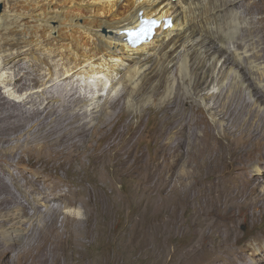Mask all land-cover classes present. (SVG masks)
I'll return each instance as SVG.
<instances>
[{
    "label": "bare ground",
    "instance_id": "obj_1",
    "mask_svg": "<svg viewBox=\"0 0 264 264\" xmlns=\"http://www.w3.org/2000/svg\"><path fill=\"white\" fill-rule=\"evenodd\" d=\"M202 2L204 1L176 0V3H174L171 0H47L46 5H39L31 15L11 11L4 19L0 20V32L3 35V39H0V41H3L0 43V194L3 196V199L0 197V213L1 215L9 214V221H11V226H9L10 222H1L0 220V230L5 228L17 232L20 227L24 226V219L28 216L30 219L29 207L24 204L25 202L23 203L18 199L19 197L14 194L15 191L12 189L13 186L12 188L10 186L12 184L19 187L22 181L25 184L31 182V194L41 198L40 200L43 202L35 208V211L39 216L48 217L39 231L40 237L38 240L40 245L47 246V250L43 252L44 256L40 259L43 263L47 264V261H49V264L83 262L87 258L85 259L82 256L85 252V246L82 243L91 240L92 244L99 246L101 242H110L112 238L109 223L106 221L105 224L102 217L103 213L110 211L113 200L115 202L119 201V196L117 197V194H114L113 200H111L112 203H109L107 199L104 204L102 201L105 198L102 196L103 194H95L94 190L97 187L109 185L117 175L111 176L107 171L105 172L106 168L109 169L107 160L110 158V152L108 153L107 148L110 145L104 147V144H100L93 147L90 144V120L85 121V116H91L92 119L97 120L93 127L96 133L103 135L104 139L110 138L109 128L111 125L120 128L125 124L124 121H118L121 101L128 97L142 102L151 99V96H161V88L165 84V79L168 80L171 77H168L170 65L174 61L175 55L180 51L184 52L183 67H181L184 70H181L190 71L191 77H195L194 91L198 93L204 85L210 82L208 78H205L202 84L199 83L197 80L198 71L206 61L209 60L210 62V60L217 58L215 55L223 49L228 39L233 40L235 49H233V56L237 61H241L242 56H246L248 60L250 58H253V60L260 58L257 57L255 50L248 57L249 51L243 48V39L253 38L255 30L260 26L261 19L258 22L251 20L249 26H244L241 19L248 16L252 18L263 12L264 0H209V4H203ZM240 4L242 5L241 13L243 14L238 17L233 8L240 6ZM230 11L231 13L228 14V19H226L227 12ZM167 17L174 20L172 28L165 29L163 23L157 30L153 40L147 39L138 47L128 44L127 30L136 29L144 19L157 18L162 20ZM30 20H32L34 27L44 32V36H41L43 33L33 35L32 32V35H29L22 42L15 40L10 35L11 31L13 30L14 33L17 29H25ZM53 30L58 33V36L51 39L50 31ZM237 34L239 36L234 39ZM262 35L263 40L258 39L257 41L262 46L261 50H264V27H262ZM254 38L258 37L255 36ZM46 46L55 50H47ZM212 50L214 52L210 54ZM240 50H242V53H240ZM55 55L61 57L62 64L55 60ZM29 58H33L34 61L28 60ZM234 63L237 64V62ZM173 71L176 73V70ZM103 72L119 79L116 82V78H113L111 88L103 98L102 104H100L107 105V111H104L103 106L100 107L101 109L98 108V112L106 113L103 114L102 118V114L94 115L93 110L90 112L80 106L81 102L84 103L89 98L88 95L84 94L77 97L79 87H84L93 94L101 91L102 81L91 84L85 80L82 83L79 81L80 79L77 81L76 76L86 74V76L89 75L88 78H92L93 75L97 76ZM4 73L7 74L6 77L4 76L5 78L2 77ZM263 73L264 69H261V74ZM76 83L79 84L76 85ZM169 83H167V86ZM171 83L173 87L174 81ZM119 84L123 86L121 91L116 88V85ZM169 86L171 85L169 84ZM8 88L20 94L22 99L21 97L20 100L12 99L10 92L8 93ZM175 90L174 92L173 88L169 87L165 89L164 93L166 92L167 96L163 103H175L177 107L185 106L187 98L184 97L179 88H175ZM101 97L99 96V98ZM27 106L29 107L28 110H19ZM11 107L16 109L10 111ZM190 107L194 112L200 113V108L196 109L197 106L194 104H191ZM82 116L85 117V120ZM230 116L232 115L230 114ZM106 141L108 142V140ZM28 152L31 156V166L34 168L32 169L33 177L22 172L16 173L18 175L12 173L10 166L18 165L17 163H20ZM142 155L141 152L139 157ZM18 157H20L19 160ZM111 157L117 159L118 155L111 154ZM86 160L89 161L88 165L85 162ZM75 167L87 168L91 171L96 170V174L92 178L89 177L95 181V189L89 190V185L86 186L83 182L84 179L81 181V185L78 184L80 188H77L74 194L81 198L87 196L85 197L87 199L85 202L82 200L73 202L70 198L72 190L70 191L69 188L65 190L67 182L59 181L56 183L55 179L56 184H53L50 189L55 194V198L51 201L48 198L47 191L45 192L44 189L39 187L40 179L45 181L52 178L61 179L63 178L60 176L62 170H75ZM7 173L11 176V184L7 182ZM70 188H73V186ZM221 192L223 193V191ZM16 193L18 194V192ZM249 196L248 201L243 204L239 216L232 217L226 222H220L216 229L208 233L200 232L197 241L198 249L204 245L206 251L211 253L213 248L215 250L232 242V248L235 249L230 248L229 257L237 254L238 256L234 255L237 257V264H251L253 262V264H264V261L258 257L253 256L250 259L246 256L248 252L247 245L246 248L240 249L241 252L236 250V247L242 244L244 240L243 237L238 236V223L244 222L255 225L258 213L264 212V203H260L258 198L254 199L255 201L251 200L254 198L253 194H249ZM58 201L65 202L68 208L73 207L78 211L80 210L78 207L83 208L84 217L71 216L65 222H60L59 216L62 213V208L59 204L52 205L51 203H58ZM248 203L249 205H246ZM254 205L256 206L252 208ZM43 207L46 208L45 211H41ZM12 210H16L18 213H13ZM112 210H114V214L119 213L121 215L120 219L128 218L129 216L126 215L132 212L129 211L125 214V210L121 212L115 207ZM111 214L110 217H115ZM32 221L36 220L27 223L30 224ZM6 223H8V228H6ZM34 223H32L33 227ZM74 225H78L81 231H74L77 230V227L72 230ZM115 228L113 230L117 234L118 231ZM67 229L70 230L69 234H67ZM123 229L126 233L125 236L131 238V234L134 233V226L126 225ZM28 233L26 232V234ZM1 234L3 235V233ZM7 235L9 234L0 237V264H12V261L14 262L16 259L18 262L24 261L25 263L31 249L19 253L15 258L13 244H6V238L8 242L11 238ZM114 244V246L112 245L111 254L109 253L113 257L121 253V239L119 236ZM101 250L103 249L101 248ZM262 254H264V250L259 253L260 256ZM88 256H91L93 264H103L108 258V256L98 254V251H93ZM217 260H220V258H217ZM40 261L33 264H40ZM229 261L231 260L228 259L227 262ZM227 262L223 263L228 264ZM87 263L90 264L91 262ZM204 264L206 263L204 262Z\"/></svg>",
    "mask_w": 264,
    "mask_h": 264
},
{
    "label": "rangeland",
    "instance_id": "obj_2",
    "mask_svg": "<svg viewBox=\"0 0 264 264\" xmlns=\"http://www.w3.org/2000/svg\"><path fill=\"white\" fill-rule=\"evenodd\" d=\"M171 1L176 3V0ZM202 1H204L202 2L203 4H209V0ZM46 4L47 0H0V20L4 19L11 11L31 15L39 5ZM241 6L240 4V6L233 8L235 10L234 13L238 17L243 14L241 13ZM230 13L231 11L227 12L226 19H228V14ZM251 20L260 21V26L255 30L253 38L243 39V48L249 51L248 57L255 50L257 57H260L259 59L253 60V58H250L248 60L246 56H242L243 59L237 61L233 56V51L235 50L233 40L228 39L223 49L215 55L217 58L210 60V62L209 60L206 61L204 66L198 71L197 80L199 83L202 84L205 78L210 81L198 93L194 91L193 83L195 82V77H191L190 71H183L184 68H181L183 67L184 52L180 51L175 55L174 61L170 65L169 72L171 74L168 72V77H171H167L168 80L165 79V84L161 88V96H151V99L149 98L142 102L129 99L128 97L121 101L118 121H124L125 124L120 128H115L113 125L109 126L111 131H109L110 138L104 139L103 135L93 130L97 120L92 119L91 116H85V120V117L82 116L85 121L90 120V144L93 147L100 144H104V147L110 145L107 148L108 153L110 152V158L107 160L109 169L106 168L105 172L107 171L111 176L117 175L113 179L114 181L109 183V185L95 189V181L89 177L92 178L96 174V170L91 171L87 168L75 167V170H62L60 176L63 178L61 179L52 178L48 181L40 179L38 183L41 189H44L45 192L47 191L46 193L51 201L55 198V194L50 190L51 186L59 181H65L67 182L65 190H68V188L70 191L72 190L70 198H72L73 202L80 200L85 202L87 199L85 197L87 196L81 198L74 194L75 190L80 188L79 185L84 179L86 182L85 180L83 182L86 186L89 185V190L95 189V194H103L102 196L105 197L102 200L103 203H106L107 199L109 203H112L111 200H113L114 194H117V197L119 196V201L115 202L113 200L109 213H103L102 217L104 223L106 224L107 221L109 229H111L112 238L110 242H101L98 246L92 244L91 240L85 241V243H82L85 246V252L82 256L88 260L86 259L76 264H89L87 262L93 264L91 256H88L93 251H98V254L108 256L107 261L104 262L105 264H204V262L206 264H224L228 259L231 260L227 262L228 264H237L238 260L235 257L238 256L237 254L229 257L232 242L224 244L221 247L222 249L216 248L214 250L213 248V252L208 253L204 245L203 249L197 248V241L201 231L208 233L216 229L220 222H226L232 217L239 216L241 208L244 206L243 204L250 197L249 194L254 196L251 200L255 201L258 198L260 203H264V73L261 74V69H264V50H261L262 46L257 41L258 39L263 40L264 11L252 18L248 16L241 19L244 26H249ZM28 22L25 29H17L18 32L14 33L12 30L10 35L19 42L27 39L29 35H32V32L33 35L43 33L41 36H44V32L33 26L32 20ZM50 35L51 39H54L58 36V33L53 30L50 31ZM238 36L239 34L234 36V39ZM255 36L258 38L255 39ZM0 39H3L1 32ZM1 41L0 43L3 42ZM46 49L50 50L51 47L46 46ZM241 51L240 53H242ZM213 52L214 50L210 54H213ZM60 59V56L55 55V60L62 64ZM28 60L34 61L33 58ZM234 62H237V64L235 65ZM173 70H176L177 75ZM227 74L229 76L226 77ZM4 76L6 77L7 74L4 73L2 77L5 78ZM97 76L93 75L92 78H88L89 75L86 76V74L76 76L78 78L77 81L80 79L79 81L82 83L85 80L91 84H97L102 81L103 85L101 91H97L94 94L84 87H79L77 97L84 94L88 95L89 98L84 103L81 102L80 106L90 112L93 110L94 115L102 114L103 118V114L106 113L98 112V108L103 106L100 104H102L103 98L108 93L107 91L110 90L115 76H111V74L106 72L99 73ZM115 78V81L118 82L119 78ZM171 79L173 80L171 81ZM173 81L174 86L172 87L171 82ZM167 83L171 86L169 84L167 86ZM78 84L76 83V85ZM168 87L173 88L174 92L176 91L175 88H179L184 97L187 98V104L177 107L175 103H163L167 96L164 91ZM116 88L120 91L123 90V86L120 84L116 85ZM9 92L12 99L20 100V94L13 92L11 89L8 90ZM99 96L102 97L99 98ZM191 104L197 106L198 108L195 107L196 109L200 108V113L194 112L190 107ZM88 108L90 109L88 110ZM103 108H105L104 111H107V105L103 106ZM15 109V107H11L9 110L14 111ZM28 109L29 107L27 106L19 110L25 111ZM113 130L115 131L112 132ZM84 145L86 146V144ZM141 152L143 155L139 157ZM111 154H117L118 158H112ZM30 157L29 152L26 153L24 159L17 163L18 165L10 166L11 172L14 174L22 172L33 177L32 169L34 168L31 166ZM19 159L20 157H18ZM85 162L87 165L89 164V161L86 160ZM9 176V173H7L6 179L11 184V176ZM53 181L54 183H52ZM73 182H76L75 184L77 185ZM30 183L25 184L22 181L19 187L12 184L10 186L11 188L13 186L12 189L15 191L14 194L19 197L18 199L23 201V203L25 202L24 204L29 207L30 219L28 216L24 219L25 221L23 220L25 224L17 231L18 234L16 230L12 231L5 228L0 230V237L4 234L11 236V238L8 237L10 239L9 242L6 238V244H13L15 258H17L19 253L31 249L25 263L24 261L18 262L16 259V261H12V264H33L40 261L44 256L43 252L47 250V246L40 245L38 240L40 237L39 231L46 223L48 217L39 216L35 211V208L43 202L40 200L41 198L31 194L32 185ZM72 186L73 188H70ZM0 197L3 199L1 194ZM51 203L52 205L59 204L62 208V213L59 216L60 222H65L71 216L84 217L85 215L84 209L81 207H78L80 209L78 211L73 207L68 208L65 202ZM246 205H249V203ZM113 207L118 208L121 212L125 210V214L132 211V215L130 213L126 215L129 216L128 218L120 219L121 215L119 213L114 214ZM43 210L45 211L46 208L43 207L41 211ZM12 211L13 213H18L16 210ZM110 214L115 217H110ZM263 216L264 212L258 213L255 225L244 222L238 223V236L243 237L244 240L242 244L236 247L238 252H241V248L247 247V257L251 259L255 256L262 261H264V254L260 256L259 253L264 250ZM109 217L111 220L108 219ZM0 220L1 222H10L9 224L6 223V228L11 226L9 214L1 215L0 213ZM31 220H36L37 223L32 221L28 224ZM32 223H34V227ZM126 225L134 226V233L131 234V238L125 236L126 233L123 227ZM76 227L77 230L75 229ZM113 228L117 229V234ZM72 230L77 232L80 229L78 225H74ZM26 232L29 233L26 234ZM69 232L70 230L67 229V234ZM118 236L121 239V253L113 257L109 253L111 254ZM105 250L106 252H104ZM205 252L208 254L206 255ZM217 258H220V260H217ZM39 263L46 264L43 261ZM47 264H49V261H47Z\"/></svg>",
    "mask_w": 264,
    "mask_h": 264
},
{
    "label": "clouds",
    "instance_id": "obj_3",
    "mask_svg": "<svg viewBox=\"0 0 264 264\" xmlns=\"http://www.w3.org/2000/svg\"><path fill=\"white\" fill-rule=\"evenodd\" d=\"M153 19H155V20L159 23V26L155 29V34H154L153 38L155 37V35L157 34V30L163 25V23H164V28H165V29H170V28H172V27L174 26V20H173L172 18H168V17H167V18H164V19H162V20H159V19H157V18H153ZM144 20H149V19H144ZM144 20H142V21H144ZM142 21H141V23H142ZM141 23H140V24H141ZM140 24H139V26H140ZM139 26H138L136 29L127 30V32L132 31V30H137V29L139 28ZM127 32H126V36H127V42H128V44H129L130 46H133V47H138V46H140L141 44L135 46V45H133V44H131V43L129 42ZM153 38H152V39H149V40H153Z\"/></svg>",
    "mask_w": 264,
    "mask_h": 264
},
{
    "label": "water",
    "instance_id": "obj_4",
    "mask_svg": "<svg viewBox=\"0 0 264 264\" xmlns=\"http://www.w3.org/2000/svg\"><path fill=\"white\" fill-rule=\"evenodd\" d=\"M0 10H1V8H0Z\"/></svg>",
    "mask_w": 264,
    "mask_h": 264
}]
</instances>
